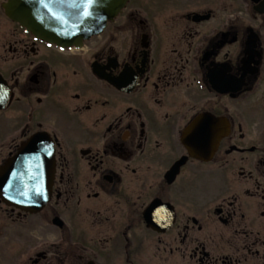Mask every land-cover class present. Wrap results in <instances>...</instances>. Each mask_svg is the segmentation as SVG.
<instances>
[{"label": "flooded vegetation", "instance_id": "af4514ba", "mask_svg": "<svg viewBox=\"0 0 264 264\" xmlns=\"http://www.w3.org/2000/svg\"><path fill=\"white\" fill-rule=\"evenodd\" d=\"M7 2L0 167L53 160L42 209L0 199V264H264V0H129L79 49Z\"/></svg>", "mask_w": 264, "mask_h": 264}, {"label": "water", "instance_id": "95a60500", "mask_svg": "<svg viewBox=\"0 0 264 264\" xmlns=\"http://www.w3.org/2000/svg\"><path fill=\"white\" fill-rule=\"evenodd\" d=\"M128 0H9L7 15L40 38L60 47H76L98 35ZM51 155L28 141L0 168V199L37 212L50 188ZM52 173V172H51Z\"/></svg>", "mask_w": 264, "mask_h": 264}, {"label": "snow or ice", "instance_id": "6c2138e0", "mask_svg": "<svg viewBox=\"0 0 264 264\" xmlns=\"http://www.w3.org/2000/svg\"><path fill=\"white\" fill-rule=\"evenodd\" d=\"M89 2L91 3L92 0H89ZM209 134L210 129L199 121H194L187 129V135L192 141L193 145L204 139Z\"/></svg>", "mask_w": 264, "mask_h": 264}]
</instances>
